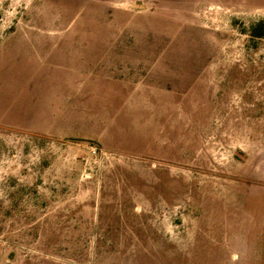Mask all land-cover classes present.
Wrapping results in <instances>:
<instances>
[{"label":"rangeland","instance_id":"374dc122","mask_svg":"<svg viewBox=\"0 0 264 264\" xmlns=\"http://www.w3.org/2000/svg\"><path fill=\"white\" fill-rule=\"evenodd\" d=\"M264 0H0V264H264Z\"/></svg>","mask_w":264,"mask_h":264},{"label":"trees","instance_id":"16d2710c","mask_svg":"<svg viewBox=\"0 0 264 264\" xmlns=\"http://www.w3.org/2000/svg\"><path fill=\"white\" fill-rule=\"evenodd\" d=\"M252 38L264 39V21L254 24L250 29Z\"/></svg>","mask_w":264,"mask_h":264}]
</instances>
